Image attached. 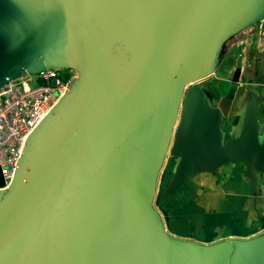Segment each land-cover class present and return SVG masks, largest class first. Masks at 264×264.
I'll list each match as a JSON object with an SVG mask.
<instances>
[{
  "label": "water",
  "instance_id": "obj_1",
  "mask_svg": "<svg viewBox=\"0 0 264 264\" xmlns=\"http://www.w3.org/2000/svg\"><path fill=\"white\" fill-rule=\"evenodd\" d=\"M99 1L52 0L40 25L0 57V86L27 71L56 66L79 68L83 76L33 135L10 192L0 191L2 205L17 190L19 179L31 172L30 181L20 188L14 206L0 223V264H24L53 220L147 117L148 122L132 135L86 202L88 217H82L93 227L62 247L52 264H173L187 251L208 257L203 264H234L241 253L264 245V224L263 233L254 239L224 241L203 251L167 235L153 201L158 173L168 156L175 164L163 198L184 188L195 199L200 189L195 179L201 174L214 175L228 163L245 165L254 188H259L264 174L259 122L264 107L259 95L247 94L227 137L224 124L232 104L217 99L204 79L209 51L227 35L263 16L264 9H252L249 0L230 2L212 21L210 32L202 31L210 41L200 50L191 43L220 0H201L194 10L197 0H191L140 80L123 95L120 66L91 25ZM165 49L162 64L155 67ZM180 58L185 79L166 97L167 82ZM152 87L156 90L132 122L112 133L119 110L136 103ZM147 132L150 136L145 140ZM27 161L33 164L30 171L25 168ZM4 187L0 169V189Z\"/></svg>",
  "mask_w": 264,
  "mask_h": 264
},
{
  "label": "rangeland",
  "instance_id": "obj_2",
  "mask_svg": "<svg viewBox=\"0 0 264 264\" xmlns=\"http://www.w3.org/2000/svg\"><path fill=\"white\" fill-rule=\"evenodd\" d=\"M104 1H99L96 7L97 10L95 9L91 16V25L105 40L108 48L118 60L122 92L123 95H126L142 77L153 57L158 42L186 0H147L142 17H139V21H141L139 28L137 26L135 27L136 31L134 29L131 32L130 27L128 31L125 30L123 33H119L121 28H113L114 25H117L116 15L118 14L117 11L112 9L113 6L111 5H113V2L110 5V3ZM120 1L122 0H118V2ZM228 1L220 0L218 2L209 21L192 41V48L196 47L202 50L206 47L210 39L203 37L202 34L204 32H210L212 21L226 10L225 7L227 5L225 3ZM49 5L50 0H35L33 4L29 5L26 2L20 5L17 0H13L11 4L0 0V57L13 50L26 36L40 25L48 12ZM116 6L118 7L117 10H119L120 5L116 4ZM263 25L264 15L227 35L224 39L218 41L209 51V60L204 81H207L217 99L224 97L234 103L235 107H239L243 105L247 94L253 91L259 95L261 107H264ZM202 31L204 32L202 33ZM209 37H212V35L210 34ZM242 62H245L246 71L244 74L241 73V68L238 67V63L242 66ZM82 77V72L77 68V80H82ZM184 79L185 75L182 70L180 58L176 62L167 82L164 91L166 97H168L171 91H176ZM69 120H72V114ZM147 122L148 117L139 124L136 130L142 128ZM259 122L260 125L264 126L263 116L260 117ZM227 123L226 121L225 126ZM136 130H132L126 135L120 147L114 151L113 155L105 161L101 168L93 175V178L84 185L78 195L53 220L52 224L45 230L32 249L24 264H46L49 254L59 237L63 234L65 225L68 222L82 220L83 217H88L86 202L90 198L89 196L98 190V186H100V182L106 172L119 158L122 151L130 144V139ZM144 135L143 138L146 140L150 136V132ZM167 158L169 163L168 167L171 170L174 167L175 160L170 156ZM30 163V161L26 162L25 168L28 171L31 170L33 165ZM164 165L165 163L158 173V184L153 207L156 206V201L161 199L162 190L169 181V179L161 180V177L163 176L164 178V175H166L165 171H162ZM26 174L23 178L19 179L17 190L11 196L7 197L4 204L0 205V223L6 219L10 209L14 206L15 200L13 199L16 198L20 188L30 181L31 172H26ZM179 261H173V264H178Z\"/></svg>",
  "mask_w": 264,
  "mask_h": 264
},
{
  "label": "crops",
  "instance_id": "obj_3",
  "mask_svg": "<svg viewBox=\"0 0 264 264\" xmlns=\"http://www.w3.org/2000/svg\"><path fill=\"white\" fill-rule=\"evenodd\" d=\"M245 71V62H242L241 73L244 74ZM231 104L228 123L226 126L224 124L228 136L242 107H235L232 102ZM261 130V140L264 141L262 125ZM167 160L168 158L165 159L162 170L166 175L161 180H170L172 176L173 169L170 170ZM195 183L200 187L195 199L188 189L183 188L173 196H161L156 201L153 209L161 216L167 235L207 251L217 243L230 240L247 241L263 233L264 174L259 188L255 189L245 165L228 163L214 175H199ZM184 255L178 264H203L208 259L192 251H187ZM234 264H264V245L241 253Z\"/></svg>",
  "mask_w": 264,
  "mask_h": 264
},
{
  "label": "built area",
  "instance_id": "obj_4",
  "mask_svg": "<svg viewBox=\"0 0 264 264\" xmlns=\"http://www.w3.org/2000/svg\"><path fill=\"white\" fill-rule=\"evenodd\" d=\"M77 68L56 66L8 79L0 86V169L10 192L36 131L78 85Z\"/></svg>",
  "mask_w": 264,
  "mask_h": 264
},
{
  "label": "trees",
  "instance_id": "obj_5",
  "mask_svg": "<svg viewBox=\"0 0 264 264\" xmlns=\"http://www.w3.org/2000/svg\"><path fill=\"white\" fill-rule=\"evenodd\" d=\"M2 1L6 2L7 4H11L13 2V0H2ZM34 1L35 0H32V3H31V0H17V2L20 5L23 2H26L27 5L33 4ZM190 1L191 0L185 1V3L182 5V7L179 9L178 13L174 17V19L168 25V27H167L166 31L164 32L162 38L158 42V46H157L156 50L154 51L153 57L155 56L157 51L160 49V47L162 46V44L166 40L167 36L172 31V29L174 28V26L176 25L178 20L181 18L182 14L184 13V11H185V9L188 6ZM104 2L110 3V5L113 2V5H111V6H113L112 9L118 12V14L116 15L117 25L116 26L114 25L113 28H115V29L121 28V31L119 33H123V32H125V30L128 31L130 27H131V32L135 29V27L138 26V28H139V26L141 24V21H139V17L140 18L142 17V13L145 9V4H146L147 0H122L120 2H118V0H105ZM51 4H52V0H50V5H49V9H48L47 14L49 13V10L51 8ZM116 4L120 5L119 10H117L118 7L116 6ZM113 13H114V11H113ZM47 14H46V16H47ZM46 16H45V18H46ZM134 31H136V29ZM114 57H115V55H114ZM115 59H116V57H115ZM117 62H118V60H117ZM118 64H119V62H118ZM99 187L100 186H98V188ZM89 197L92 198L93 193H91V195ZM90 198H89V200H90ZM92 227H93V224L88 222L87 220H84V219L68 222L65 225V229L63 230V234L61 235V237H59V239L57 240V242H56L55 246L53 247L51 253L49 254L48 259L46 261V264H52L54 259H56V257L58 256L59 251L62 247H64L70 241L79 237L84 231L89 230Z\"/></svg>",
  "mask_w": 264,
  "mask_h": 264
},
{
  "label": "bare ground",
  "instance_id": "obj_6",
  "mask_svg": "<svg viewBox=\"0 0 264 264\" xmlns=\"http://www.w3.org/2000/svg\"><path fill=\"white\" fill-rule=\"evenodd\" d=\"M200 1L201 0H197L196 1V3L193 6L192 10H194L196 8V6L200 3ZM192 10H191V12H192ZM191 12L189 13V15L191 14ZM165 52H166V49L163 51V53L161 54L160 58L157 60V62L155 64V67L162 64V58H163V55H164ZM155 90H156V88H154V87L150 88V92L148 94H146V95H143L141 98H139V100L136 103H134L131 106L121 108L119 110V116L116 119L114 127L112 129V133L121 131L127 124L131 123L133 115L136 113V111H138L141 108V106L147 100L148 96L150 94H152ZM83 99H81V102L83 101ZM101 156H102V152H100L97 155V160H99ZM52 165H53V163H51V166ZM51 166L49 168H51Z\"/></svg>",
  "mask_w": 264,
  "mask_h": 264
},
{
  "label": "flooded vegetation",
  "instance_id": "obj_7",
  "mask_svg": "<svg viewBox=\"0 0 264 264\" xmlns=\"http://www.w3.org/2000/svg\"><path fill=\"white\" fill-rule=\"evenodd\" d=\"M234 0H229L226 5H229L230 2H233ZM249 4H252V9H264V0H249Z\"/></svg>",
  "mask_w": 264,
  "mask_h": 264
}]
</instances>
